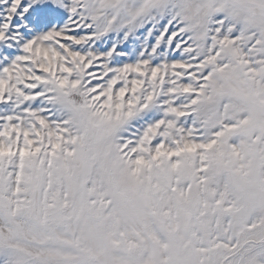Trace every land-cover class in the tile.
I'll return each instance as SVG.
<instances>
[{"label":"snow or ice","instance_id":"1","mask_svg":"<svg viewBox=\"0 0 264 264\" xmlns=\"http://www.w3.org/2000/svg\"><path fill=\"white\" fill-rule=\"evenodd\" d=\"M0 264H264V0H0Z\"/></svg>","mask_w":264,"mask_h":264}]
</instances>
